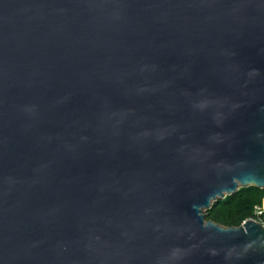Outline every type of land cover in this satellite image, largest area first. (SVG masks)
Masks as SVG:
<instances>
[{
	"label": "water",
	"instance_id": "obj_1",
	"mask_svg": "<svg viewBox=\"0 0 264 264\" xmlns=\"http://www.w3.org/2000/svg\"><path fill=\"white\" fill-rule=\"evenodd\" d=\"M264 0H0V264H264Z\"/></svg>",
	"mask_w": 264,
	"mask_h": 264
},
{
	"label": "trees",
	"instance_id": "obj_2",
	"mask_svg": "<svg viewBox=\"0 0 264 264\" xmlns=\"http://www.w3.org/2000/svg\"><path fill=\"white\" fill-rule=\"evenodd\" d=\"M264 205V190L254 187L240 190L237 194L220 201L206 213V220L224 228H239L250 219L264 220V208L261 216L255 215L257 207Z\"/></svg>",
	"mask_w": 264,
	"mask_h": 264
},
{
	"label": "rangeland",
	"instance_id": "obj_3",
	"mask_svg": "<svg viewBox=\"0 0 264 264\" xmlns=\"http://www.w3.org/2000/svg\"><path fill=\"white\" fill-rule=\"evenodd\" d=\"M242 190V189H241ZM264 208V205L262 207H257L256 210H255V215L260 217L261 216V212H262V209ZM250 220H254V221H257L258 223L262 224L264 226V220H258V219H250Z\"/></svg>",
	"mask_w": 264,
	"mask_h": 264
}]
</instances>
